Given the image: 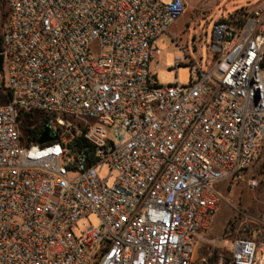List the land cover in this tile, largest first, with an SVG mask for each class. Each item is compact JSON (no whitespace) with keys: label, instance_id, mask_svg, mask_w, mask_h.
I'll use <instances>...</instances> for the list:
<instances>
[{"label":"built area","instance_id":"2783aa9c","mask_svg":"<svg viewBox=\"0 0 264 264\" xmlns=\"http://www.w3.org/2000/svg\"><path fill=\"white\" fill-rule=\"evenodd\" d=\"M1 1L0 264H191L217 184H257L264 1L215 21L212 63L191 64L189 84L180 56L173 84L151 68L186 0ZM46 125L57 138L41 142ZM91 212L101 225L76 234ZM231 259L256 264L257 241L238 237Z\"/></svg>","mask_w":264,"mask_h":264},{"label":"rangeland","instance_id":"374dc122","mask_svg":"<svg viewBox=\"0 0 264 264\" xmlns=\"http://www.w3.org/2000/svg\"><path fill=\"white\" fill-rule=\"evenodd\" d=\"M186 1L185 13L158 40V46L161 49L159 64L152 63L151 68L157 73L161 84H173L175 82L176 72L172 68L175 67L176 58L179 56L182 58L178 73L181 84H189L191 81V64H197L207 70L213 60L209 40L212 38L215 21L223 16L233 15L238 11H252L264 0ZM7 96V92L2 91L0 93V103H7ZM40 121L41 116L35 114L28 123V130H33ZM28 130L24 133L26 134ZM107 174L108 168L105 167L102 176ZM249 177L257 180L255 186L249 180L243 182L229 181L226 184L227 188L222 194L219 205L223 201L231 208L226 223V225H230V229L228 232L224 230L220 238L221 240L231 238L237 232V236L254 238L258 244L256 264H264V140L261 142L257 156L249 169ZM237 208H244L250 214L244 222V230L239 226V223L237 224L238 218L235 217ZM100 225L101 218L99 214L91 212L77 222L75 232L81 235L92 226L99 227ZM211 251L214 252V255H217L213 248ZM224 253L226 262L232 264V251L226 250Z\"/></svg>","mask_w":264,"mask_h":264},{"label":"crops","instance_id":"0c3cea01","mask_svg":"<svg viewBox=\"0 0 264 264\" xmlns=\"http://www.w3.org/2000/svg\"><path fill=\"white\" fill-rule=\"evenodd\" d=\"M239 12L240 11L237 13ZM228 182L229 181H220L217 184V189L220 191L221 195L224 193V190H226V184ZM230 211L231 208L227 203H224L223 201L220 203V205L218 203V211L211 225L205 229H202L196 237V249L191 264H228V262H226L227 260L225 258L226 255L224 252L226 250L232 251L234 241L238 237H243L237 236L238 232L236 230L235 233H237L233 237L226 239L223 238L221 240L220 235L223 233V231L227 230L228 232L230 229V225H226L230 216ZM249 216V212L247 213L244 208L236 209L235 217L238 218L237 224L239 223V226L242 228V230L245 229L244 222ZM212 248L215 250L217 255H214V252L211 251Z\"/></svg>","mask_w":264,"mask_h":264},{"label":"trees","instance_id":"16d2710c","mask_svg":"<svg viewBox=\"0 0 264 264\" xmlns=\"http://www.w3.org/2000/svg\"><path fill=\"white\" fill-rule=\"evenodd\" d=\"M0 8L4 11V14L6 15V10L4 9L5 8V3L4 1H1L0 2ZM2 51V47H1V44H0V52ZM6 91L7 92V102L9 101L10 99V91L5 87L4 85V79L3 77H1L0 79V93L2 91ZM1 101V100H0ZM44 122L38 124L33 130H32V137L33 138H38L39 134L41 133L42 131V128L44 126ZM62 141L64 142V144L68 145V146H72L74 147L76 150L77 149H81V148H84V149H91L92 146L90 145V143L86 142L84 139L82 138H71V137H66V138H62Z\"/></svg>","mask_w":264,"mask_h":264},{"label":"water","instance_id":"95a60500","mask_svg":"<svg viewBox=\"0 0 264 264\" xmlns=\"http://www.w3.org/2000/svg\"><path fill=\"white\" fill-rule=\"evenodd\" d=\"M3 62H4V56L2 53H0V73H2V71H3ZM56 138H57V134L54 131V129L52 128V126L46 125L43 132H42L41 138H40L41 142L54 140Z\"/></svg>","mask_w":264,"mask_h":264}]
</instances>
